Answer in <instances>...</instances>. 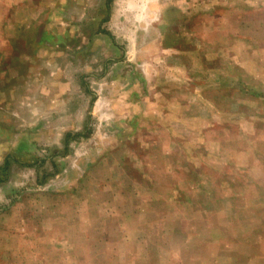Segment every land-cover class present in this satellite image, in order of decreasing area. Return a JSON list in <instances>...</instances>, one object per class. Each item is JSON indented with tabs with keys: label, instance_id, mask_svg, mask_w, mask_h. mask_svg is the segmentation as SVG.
Segmentation results:
<instances>
[{
	"label": "rangeland",
	"instance_id": "rangeland-1",
	"mask_svg": "<svg viewBox=\"0 0 264 264\" xmlns=\"http://www.w3.org/2000/svg\"><path fill=\"white\" fill-rule=\"evenodd\" d=\"M0 264H264V0H0Z\"/></svg>",
	"mask_w": 264,
	"mask_h": 264
}]
</instances>
